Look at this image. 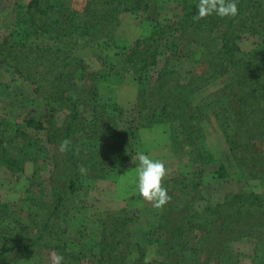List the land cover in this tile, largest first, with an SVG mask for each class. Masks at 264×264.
Masks as SVG:
<instances>
[{"label": "trees", "instance_id": "1", "mask_svg": "<svg viewBox=\"0 0 264 264\" xmlns=\"http://www.w3.org/2000/svg\"><path fill=\"white\" fill-rule=\"evenodd\" d=\"M1 3L12 28L0 66L35 86L44 119H0V172L17 183L32 165L19 200L0 199V264H240L243 241L250 264H264V192L255 191L264 184V0H29L9 16ZM124 16L137 29L129 43L119 38ZM247 37L256 40L248 52ZM179 62L199 71L183 83ZM127 77L129 110L116 93ZM212 122L226 144L218 158L198 143ZM155 128L175 155L215 164L213 184L202 172L164 180L143 247L125 211L71 232L88 182L122 174L142 151L139 133Z\"/></svg>", "mask_w": 264, "mask_h": 264}, {"label": "rangeland", "instance_id": "2", "mask_svg": "<svg viewBox=\"0 0 264 264\" xmlns=\"http://www.w3.org/2000/svg\"><path fill=\"white\" fill-rule=\"evenodd\" d=\"M0 1L3 2L1 6L6 7L9 16L14 4L24 5L29 0ZM11 20L12 18H8L2 24V19H0V40L6 36L7 32L11 31ZM134 20L129 16H124L122 19L119 32L124 34L119 36L121 41L129 43L135 39L137 29ZM255 41L253 38H244L240 43V47L243 51L248 52L253 48ZM180 64L183 63L179 62L178 66ZM178 69L183 83L187 80V75L190 72L199 71V69L189 64H183ZM126 79L124 86L119 88L116 93L118 99L126 103L124 107L129 110L130 105L134 102L136 86L131 78L127 77ZM0 83L4 86L3 91L5 93L4 97H0V119L5 118L12 121L14 119H35L36 121L44 119L42 101L36 94L33 84L21 81L6 66H0ZM217 85L209 86L202 92L201 96H206L217 89ZM59 118L61 120L62 115ZM139 139L142 151L140 150L132 158L128 168L123 170L122 174H117L115 178H112L113 180L88 182L90 186L82 191L83 197L87 200L83 210L84 213L70 214L68 229L71 232L82 226V223H89V229H91L94 220L103 211H125L129 215L135 216L137 220L131 227L132 242L138 247H143L147 243V233L156 224L157 209L154 204L156 191L164 180L179 174L202 172L203 182L209 183V185L213 184L211 181L215 177L212 172L215 171L216 165L200 166L191 163L187 156L175 155L171 150L168 132H164L159 128H155L150 132L143 130L139 133ZM198 143L203 150H207L214 158H218L226 152L225 141L214 122L211 123V126H207L204 138ZM31 172L32 165H26L24 171L26 177H20L17 183L12 181L9 174L0 172V199L7 203L19 200L28 185L27 178ZM229 190L228 188L226 191ZM223 191L225 190L223 189ZM255 191L264 192V184L255 186ZM184 238L189 249L196 247V240L192 234H187ZM234 249L245 256L241 258L240 264H250V261L253 260L254 253H252L253 247L250 241L235 243Z\"/></svg>", "mask_w": 264, "mask_h": 264}]
</instances>
